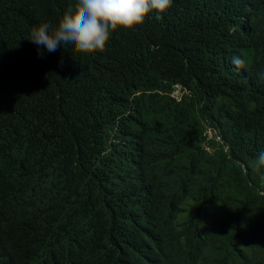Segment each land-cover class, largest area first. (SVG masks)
Here are the masks:
<instances>
[{
    "label": "trees",
    "instance_id": "1",
    "mask_svg": "<svg viewBox=\"0 0 264 264\" xmlns=\"http://www.w3.org/2000/svg\"><path fill=\"white\" fill-rule=\"evenodd\" d=\"M75 3L0 0V264H264V0L39 56Z\"/></svg>",
    "mask_w": 264,
    "mask_h": 264
},
{
    "label": "clouds",
    "instance_id": "2",
    "mask_svg": "<svg viewBox=\"0 0 264 264\" xmlns=\"http://www.w3.org/2000/svg\"><path fill=\"white\" fill-rule=\"evenodd\" d=\"M171 2L172 0H76L63 14L57 26L41 23L33 28L28 40L37 45L38 55L41 57L44 55L41 49L51 53L65 45H71L75 53L95 54L105 49L112 32L118 29L132 30L135 25H142L153 10L157 13L156 19H162L160 14L170 7ZM232 63L239 68L243 66L244 60L233 57ZM174 90L171 94L179 97L181 92L173 94ZM259 161L264 163V153L259 156Z\"/></svg>",
    "mask_w": 264,
    "mask_h": 264
},
{
    "label": "rangeland",
    "instance_id": "3",
    "mask_svg": "<svg viewBox=\"0 0 264 264\" xmlns=\"http://www.w3.org/2000/svg\"><path fill=\"white\" fill-rule=\"evenodd\" d=\"M173 94H178V89H175ZM205 132H206L208 135H211V136L214 135V133H213L212 131H210V130H206ZM216 140H217V138H216ZM213 214H214V213L212 212V215H213ZM210 217H211V214L209 213V214H207L206 219L209 220Z\"/></svg>",
    "mask_w": 264,
    "mask_h": 264
},
{
    "label": "built area",
    "instance_id": "4",
    "mask_svg": "<svg viewBox=\"0 0 264 264\" xmlns=\"http://www.w3.org/2000/svg\"><path fill=\"white\" fill-rule=\"evenodd\" d=\"M174 93V92H173Z\"/></svg>",
    "mask_w": 264,
    "mask_h": 264
}]
</instances>
